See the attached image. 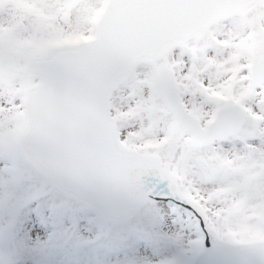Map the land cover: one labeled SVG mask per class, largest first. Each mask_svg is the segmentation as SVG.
<instances>
[{"label": "snow or ice", "instance_id": "obj_1", "mask_svg": "<svg viewBox=\"0 0 264 264\" xmlns=\"http://www.w3.org/2000/svg\"><path fill=\"white\" fill-rule=\"evenodd\" d=\"M0 264H264V0H0Z\"/></svg>", "mask_w": 264, "mask_h": 264}]
</instances>
